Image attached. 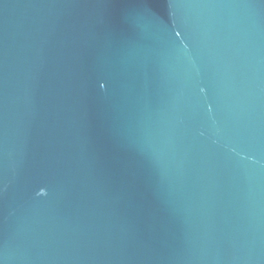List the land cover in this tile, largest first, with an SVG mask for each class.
I'll list each match as a JSON object with an SVG mask.
<instances>
[{"label": "water", "instance_id": "95a60500", "mask_svg": "<svg viewBox=\"0 0 264 264\" xmlns=\"http://www.w3.org/2000/svg\"><path fill=\"white\" fill-rule=\"evenodd\" d=\"M0 264H264V0H0Z\"/></svg>", "mask_w": 264, "mask_h": 264}]
</instances>
